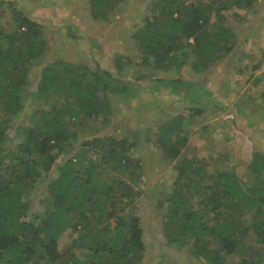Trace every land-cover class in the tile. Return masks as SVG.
<instances>
[{"label": "trees", "instance_id": "trees-1", "mask_svg": "<svg viewBox=\"0 0 264 264\" xmlns=\"http://www.w3.org/2000/svg\"><path fill=\"white\" fill-rule=\"evenodd\" d=\"M4 2L15 30H0V264H145L140 216L123 208H133L141 195L136 184L144 177L143 164L130 152L148 143V134L137 126L130 135L98 134L114 123V102L125 109L145 95L180 98L191 104L189 117L204 114L212 100L204 82L180 71L188 62L196 74L228 63L248 30L233 33L227 14L238 17L242 10L243 21L257 0H153L132 36L141 64L151 69L146 84L123 79L132 61L122 57L108 68L100 62L46 63L49 44L40 24L29 11ZM114 5L88 0L91 17L105 23ZM57 28L75 42L85 38L73 24ZM260 65L259 58L250 71L260 72L254 86L264 82ZM36 102L44 109L27 115ZM182 123L180 116L172 119L155 138L170 163L191 133ZM208 158L218 166L212 173L205 170ZM229 159L226 151L176 161L170 190L155 194L156 209L165 211L166 245L186 248L191 259L205 264H264V155L253 151L243 165L249 184L234 168L222 169ZM68 229L77 236L60 251L57 242Z\"/></svg>", "mask_w": 264, "mask_h": 264}, {"label": "rangeland", "instance_id": "rangeland-1", "mask_svg": "<svg viewBox=\"0 0 264 264\" xmlns=\"http://www.w3.org/2000/svg\"><path fill=\"white\" fill-rule=\"evenodd\" d=\"M11 1L29 11L31 17L40 24L49 44L43 57L46 63L61 59L69 63L86 62L89 67H93L100 62L102 67L108 68L112 66L110 62L113 58L122 57V61L123 59L132 61L126 67L123 79L137 80L142 84L150 80V77H147L151 69L141 64V53L132 36L144 25L143 18L150 14L153 0L122 2L113 0L115 5L106 12L109 19L106 23L91 17L88 0ZM236 12L238 17L227 14L226 25L237 35H244L247 30L248 33L242 37L230 61L222 62L223 64H220L221 61L217 62L216 66L201 74L194 73L188 62L180 71L182 77L204 82L208 97L212 99L208 101L209 104L203 106L204 114L189 117L188 108L191 104L180 98L163 96L154 98L145 95L134 100L130 107L125 109L118 106L116 108L114 102L111 109L116 112V119L112 126L98 134L130 135L133 134L135 126L139 127L140 132L148 134L146 137L149 139L148 143L130 152L131 158L141 159L143 164L140 165V170L144 172V177L136 184V190L140 191L141 195L133 202V208L131 206L123 208L125 211L133 210L134 214L140 216L147 245L143 259L145 264H205L202 260L191 259L186 248L182 250L174 245L169 247L166 245L167 237L161 224L165 211L156 209L159 197L155 194L156 191L166 193L170 190L169 186L175 181L176 161L193 156L196 159L215 157L228 151L231 159L221 166L222 169L234 168L233 171L238 178L249 184L251 178L242 175L243 165L250 162L253 151L264 155V82L254 86L260 72L250 74L252 66L259 60L258 56L260 57L257 46L260 45L259 34L264 22V0H257L253 8L247 11L243 21L241 16L244 11ZM10 17L11 13L6 3H0V30L3 32L15 30L10 26ZM67 24L77 26V32L85 38L75 42L70 37L59 34L57 27ZM97 45L100 47L97 48ZM38 73H33L34 77ZM155 76L159 75L154 74L152 78ZM28 109L27 115H32L44 107L36 102ZM178 116L183 118V129L191 130V133L180 156L170 163L162 157L154 142L158 131L162 133V130H169V123ZM118 121L121 122L115 124ZM86 135L88 132L81 130V136ZM15 144L11 142L8 147L14 149ZM214 160L206 159L205 170L208 173H212L214 168L218 167ZM53 175H57L55 171ZM43 195L45 196L44 191L40 193L41 197ZM193 201L196 202L197 198L195 197ZM42 210L43 208H38L37 212L40 213ZM76 236L77 233L71 229L66 230L57 242L58 249L61 251L69 246ZM159 253L164 256L161 262Z\"/></svg>", "mask_w": 264, "mask_h": 264}, {"label": "built area", "instance_id": "built-area-1", "mask_svg": "<svg viewBox=\"0 0 264 264\" xmlns=\"http://www.w3.org/2000/svg\"><path fill=\"white\" fill-rule=\"evenodd\" d=\"M260 45L257 46V50L260 52V60L262 65V72H264V22L260 30Z\"/></svg>", "mask_w": 264, "mask_h": 264}, {"label": "crops", "instance_id": "crops-1", "mask_svg": "<svg viewBox=\"0 0 264 264\" xmlns=\"http://www.w3.org/2000/svg\"><path fill=\"white\" fill-rule=\"evenodd\" d=\"M206 88V87H205ZM207 91V90H206Z\"/></svg>", "mask_w": 264, "mask_h": 264}]
</instances>
